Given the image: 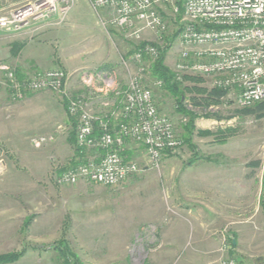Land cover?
<instances>
[{
    "label": "rangeland",
    "instance_id": "374dc122",
    "mask_svg": "<svg viewBox=\"0 0 264 264\" xmlns=\"http://www.w3.org/2000/svg\"><path fill=\"white\" fill-rule=\"evenodd\" d=\"M25 1H0V16H8ZM160 10L167 24L166 33L158 38L153 31L143 28L141 38L136 40L128 36L131 29L110 23L109 10L94 11L89 2L84 6L74 0L70 9L71 28L64 29L65 21L51 24V35L67 34L71 40L79 39V44L89 46L94 41L90 37L81 41L85 35L81 21L90 24L92 19L97 20L109 32L107 42L119 61L100 82L107 88L112 83L123 86L137 68L132 60L122 64L121 58L128 56L127 52L131 55L143 41L157 45L160 53H164V65L174 72L179 52L177 31L183 14L173 13L166 5ZM50 26L37 31L33 29L36 26H29L16 35L0 32V61L15 70L3 61L6 57L2 51L14 49L15 42L26 40L27 34L36 35ZM138 27L140 24L133 26ZM56 45L65 46L61 41ZM155 60L144 59L143 85L151 87L159 113L169 117L181 145L172 153H164L157 165L147 160L139 144H132L138 152L127 159L135 161L140 172L128 176L118 187L110 188L82 178L75 184L62 185L56 181L59 173H53L56 166L53 172L51 167L45 169L39 156L44 159L48 154L46 163L57 164L58 168L74 159L69 158L71 152L67 150L75 146L69 143V149L60 141L76 131L75 118L71 120L74 130L65 125L68 113L60 93L27 92L22 100L9 97L2 101L5 105L0 101V117H5L0 122V188L12 184L17 189L5 195L0 193V254L23 251L17 261L8 264H66L65 260L69 264H264V116L241 114L242 108L236 105L235 98L226 94L221 97L222 103L211 104L207 109L193 108L191 101L186 100V108L198 115L196 129L214 133L198 136L194 131L191 141L186 143L183 126L187 118L177 112L175 98L163 86L155 88L153 84L159 80L151 71ZM39 66L45 70L62 68L51 65L48 58H42ZM87 74L90 73L85 69L66 73L67 79L72 76L69 82L76 78L84 80ZM184 76L200 77V86L213 88L210 78L197 74ZM83 80L73 82L71 89L66 87L67 93L84 90L86 96L78 95L94 96L93 82L87 85ZM0 88L8 94L7 89ZM87 100L91 107L90 99ZM206 112L220 118H206ZM220 135H225V141H218ZM82 153L83 157L74 162L96 154L94 150ZM205 165L214 168L222 165L224 171L212 178ZM184 171L188 172L184 174ZM215 179L217 183L220 180L227 183L230 194L236 188L241 198L223 203L220 211L225 222L211 225L206 222L208 213L217 215L208 190L214 186L215 182L211 181ZM32 186H36L37 192L33 193ZM60 250L67 253V259L60 256Z\"/></svg>",
    "mask_w": 264,
    "mask_h": 264
},
{
    "label": "built area",
    "instance_id": "2783aa9c",
    "mask_svg": "<svg viewBox=\"0 0 264 264\" xmlns=\"http://www.w3.org/2000/svg\"><path fill=\"white\" fill-rule=\"evenodd\" d=\"M177 0H88L91 8L107 9L110 23L129 28L128 36L139 40L145 28L162 38L167 30L160 8L177 12ZM74 0H27L8 16H0L2 34H20L29 26L64 22ZM183 21L174 75L210 78L213 88L233 96L244 108L264 100V0H182ZM135 24L140 27L133 28ZM159 48L144 42L131 56L136 71L123 89L120 107L97 116L84 95L66 91L67 75L62 68L29 71L19 78L16 71L0 61V87L11 100H22L27 92L52 91L66 100L68 115L76 119L75 144L80 152L97 153L64 168L56 176L59 184H75L82 178L106 187H118L128 176L140 172L135 161L123 156L126 141L143 146L148 161L159 164L166 151L181 145L169 117L161 115L151 87L143 85L144 59L158 58ZM126 64V61L124 62ZM91 77L83 81L89 85ZM110 84V82L108 83ZM163 85L161 80L153 83ZM112 85V84H111ZM108 106V102L103 103ZM114 119V125L110 120ZM97 132V133H96Z\"/></svg>",
    "mask_w": 264,
    "mask_h": 264
},
{
    "label": "crops",
    "instance_id": "0c3cea01",
    "mask_svg": "<svg viewBox=\"0 0 264 264\" xmlns=\"http://www.w3.org/2000/svg\"><path fill=\"white\" fill-rule=\"evenodd\" d=\"M0 1H2V0H0ZM19 1H25V0H19ZM76 1H77L78 5H84L85 6L88 3V0H75V2ZM79 3H82V4H79ZM86 11H87V13H89L88 12L89 10H86ZM70 13H71V11L68 13L66 20L64 22V24H66L65 25L66 28L64 27V29H67V30H68V28H71L70 26H72V24H70V22H71ZM81 23L83 24V30H84L83 32L85 33V35L83 36V40H81V41L85 42V40L88 39V37L91 38V42L94 41L89 46H85V44L84 45L79 44V42H78L79 39L71 40L67 36L66 33H65L66 35H64V34H60V35L53 34V35H51V33H53L51 30L52 26L49 25L50 27L44 28L47 30H43V31L40 30V32H37L38 34H36V35L29 36L27 34V36H28L27 37L24 34L23 37H27L26 40H22V41L18 40L17 42H15L16 46L14 47V49H11L8 51H2V52H4L3 57H6L3 59V61L15 68V71H16V74L18 75V77H22L26 72H29L27 70H36V71L45 70L46 68L43 69L39 66V62H40V60H42V58H48L51 65L61 66L64 69V71H66V73L68 75L72 74L73 70H76V72H77V71H80L82 69H85L86 73H90V74H87V76L89 78L90 77L92 78L91 79V82H93L92 88L95 91L93 93L94 96H87L88 98L86 97L87 99H90V102H91L90 108L92 109V111L97 116L108 115V114H110V112L112 110H116L120 107L122 96L115 93L116 88L117 89H123L126 87V85H123V86L118 85V87L122 86V87L118 88V87H116V85L114 83H112L111 87L107 88L104 83L102 84L100 82V80L105 79V77L108 76L109 73H112V70L114 69V64L118 61L115 58V50L110 48V45L108 44L109 42H107L108 41L107 38L109 37L107 35L109 32H107L103 27L101 28L98 25L97 20L95 21L92 19L90 24H89V22L87 23V22H82V21H81ZM49 29H50V31H48ZM94 31H98V32H96L97 35H95V37L93 36V34H95ZM60 41L63 42L65 46L58 47L56 44H58V42H60ZM74 41H76L78 43L69 44V42H74ZM51 43H53L55 45L52 46ZM59 45H61V44L59 43ZM1 47H2V44L0 42V49H1ZM54 47H55V49H53ZM69 49H71V50H69ZM13 52H15L16 54H13ZM127 54H128V56H126L125 58H121L120 62L122 64H124L125 61L130 60L129 58L131 55H129L128 52H127ZM44 65L46 66V64H44ZM96 72H98V73H96ZM71 77L68 76L67 83H66V87H69L70 89L72 88V86L74 87L73 82L77 81V82L81 83V80H83V79L80 80V79L76 78V79L69 82V80H71ZM110 79H112V78H110ZM68 91H70V90H68ZM69 93L72 95H76L78 93L84 94V90H77L76 92H72V90H71ZM94 97H97L98 99L93 100ZM7 99H9L7 92L5 90H3L2 88H0V101H1V103L3 104L4 102H2V101H6ZM105 99L107 100V102L109 104L108 106L103 105V103H104L103 101ZM3 105H5V104H3ZM0 108H1V106H0ZM63 108H64V106H63ZM4 119H5V117H3V116L0 117V122H2ZM71 120H72V118L69 115L67 116V119L65 118V120H64L65 125L67 126V129H73V127H72L73 124H72ZM110 122L112 123V125H114V119L112 120V118H111ZM195 124L198 125V121H196ZM73 137H74V135H73ZM61 140L64 144H66V146L68 148H69V146H68L69 143H71V145L74 147V138H72L70 136V133L68 136L61 137L60 141ZM132 144H136V143L128 140V141H126V143L124 145L122 154H124L123 156H125L126 158L128 155H132V154L138 152V150H135V151L133 150V148L131 147ZM66 146H65V148H66ZM141 148L144 150L143 146H141ZM66 150H67V148H66ZM67 152L68 153L71 152L69 155L70 156L69 158H71V157H74L75 159L78 158V156L75 155L74 149L73 150L70 149V151L67 150ZM94 152L97 153L96 150H94ZM166 152H168V154H169V153H172L173 151L172 152L166 151ZM52 153L54 154L55 152H52ZM57 155H59V154H57ZM49 157L50 156L48 154L45 156L44 159L41 156H39V158H41L42 162L44 163V167L46 165L45 169L48 167H51L52 172H53V169L56 166V169L53 173H55V172L59 173L60 171L63 170L62 168H64L66 166V165H64V166L62 165L59 168L57 167V164H55L54 166L53 165L50 166L49 164L46 163V161H49V159H48ZM53 159L54 158H52L51 161L53 163H55L56 161H55V159L54 160ZM37 160H39V159H37ZM39 161H41V160H39ZM205 161H207V160H205ZM207 162H210V161H207ZM205 166H206L205 168L207 170H209V173H211L212 178L217 176L216 175L217 173L222 174L224 171L223 170L224 168H222V165H220V166L218 165V167L216 166L215 168H214V166L212 167V165H211V167L207 166V165H205ZM191 167H192V165H190V167H188L187 169H190ZM205 168H203V169H205ZM187 172L184 171V174ZM202 174H204V173H201V175ZM204 175H207V172ZM211 182L212 183L215 182L216 184L214 183V186L209 187L208 191L210 192V190H211V192L208 194V197H210V201H212L211 202L212 207H214L216 209L215 211H216L217 216H215L213 213L209 212L206 222H208V224H211V225H216V223L223 224L225 221L222 220V217L224 218L225 216H224V213H222L220 211L222 209L221 207L224 205L223 203L228 202V199L233 200L234 198H241V196H240L241 194H239V195L236 194V190H237L236 188L234 189L232 194H230L228 192V189H226L228 184L227 183L224 184V182L221 180L218 183H217L216 179H215V181H211ZM221 182L223 184H221ZM217 187H218V189H215ZM10 190L13 193L17 189L12 184H9V185L4 186V187L2 186V188H0V193L5 195L8 192H10ZM32 191H33V193L37 192L36 186L35 187L32 186ZM0 196H1V194H0ZM142 213L147 215L146 212H142ZM176 238L179 240V237H176ZM170 247H172V246H170Z\"/></svg>",
    "mask_w": 264,
    "mask_h": 264
},
{
    "label": "trees",
    "instance_id": "16d2710c",
    "mask_svg": "<svg viewBox=\"0 0 264 264\" xmlns=\"http://www.w3.org/2000/svg\"><path fill=\"white\" fill-rule=\"evenodd\" d=\"M176 5L178 7L177 14L180 16L183 14V6H182V0H177ZM162 17L163 14L161 10H159ZM164 19V18H163ZM182 30V24L180 25L178 29V33L180 34ZM144 44L143 42H140L136 47L135 50H137L141 45ZM155 45L154 43H152ZM156 46V45H155ZM163 56L164 53H160L159 57L156 58V60L153 62V65L151 66L152 74L162 81L163 88L166 92H168L169 95L175 98L176 102V109L177 112H179L184 118H187V121L185 122L183 129V138L186 143H189L191 141V138L193 136L194 131H196V134L198 136H210L214 133L209 130H197L195 127V120L198 118L197 113H195L193 110H189L184 105V101L189 100L191 101L193 108H200V109H207L209 105L211 104H220L222 103L221 97L226 94V91L212 88L208 90L205 86H200L199 83L202 81L200 77H192V76H184L181 78V80H177L175 78V75L173 72L168 70L166 66L163 63ZM23 77V76H22ZM19 77V78H22ZM187 95H189L187 97ZM63 106L66 109V100H63ZM67 112V109H66ZM241 114H252L256 116L257 118H260L264 116V100L257 102L249 107H244L241 110H239ZM70 116V115H69ZM72 119L74 117L70 116ZM206 118H217L219 119L220 116L212 113V112H206L205 114ZM76 122V119H75ZM74 126L76 123H74ZM97 133V132H96ZM232 135V133H231ZM71 137L74 138V151L75 155L78 156V158L83 157V153L79 151V148L76 147L75 144V135L73 137V134H71ZM226 137L225 135H220V138H218L219 142L225 141ZM124 155V154H123ZM75 159V158H74ZM74 159L72 160V163L69 162L64 168L75 165L78 161L74 162ZM71 164V165H70ZM62 168V169H64ZM29 221V220H27ZM27 223V222H26ZM60 256L67 259V253L65 251L60 250ZM23 255V251H13L8 253L0 254V264H8L13 263L17 261L21 256ZM65 260V259H64ZM66 264H69L67 260H65ZM76 264V263H74Z\"/></svg>",
    "mask_w": 264,
    "mask_h": 264
}]
</instances>
